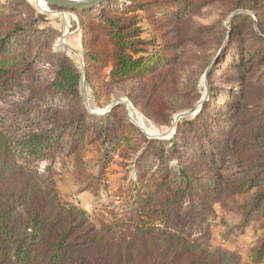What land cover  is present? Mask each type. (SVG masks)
<instances>
[{
  "label": "trees",
  "instance_id": "1",
  "mask_svg": "<svg viewBox=\"0 0 264 264\" xmlns=\"http://www.w3.org/2000/svg\"><path fill=\"white\" fill-rule=\"evenodd\" d=\"M5 1L9 9L0 10V264H242L234 255H211L205 248L213 224L209 209L224 191L249 194L243 221L263 222L250 255V264L259 263L264 258V82L251 77L264 66V45L235 49L229 38L221 62L237 72L228 80L244 91L234 95L228 89L222 106L205 103L203 109L211 105L217 115L203 110L179 123L172 140H150L133 135L137 130L125 122L121 107L104 116L89 114L80 92L81 67L65 50L52 52L47 45L59 32L36 25L46 20L26 0H0V7ZM214 3L228 6V26L221 29L226 35L248 29L254 37L256 29L264 33V0H109L81 13V57L93 97L96 89L131 84L130 103L160 123V116L167 117L161 91L167 95L168 88L182 108L194 110L200 96L195 87L180 89L174 73L184 56L187 24ZM139 12L155 33L148 41L141 37ZM231 48L237 51L230 57ZM45 52L52 78L33 85ZM84 138L102 148L105 161L121 149L136 169L134 188L119 194L121 216L100 228L82 210L61 203L48 177L54 158ZM43 161L47 175L32 169Z\"/></svg>",
  "mask_w": 264,
  "mask_h": 264
},
{
  "label": "rangeland",
  "instance_id": "2",
  "mask_svg": "<svg viewBox=\"0 0 264 264\" xmlns=\"http://www.w3.org/2000/svg\"><path fill=\"white\" fill-rule=\"evenodd\" d=\"M26 3L37 15L46 20L39 21L36 25L43 29L49 27L59 32L58 35H52L48 39L47 45L51 46L52 52L65 50L75 64L81 67L83 77L80 92L87 112L95 116H104L114 108L121 107L125 111V122L137 130L132 132L133 135L136 137L140 133V136L143 135L150 140H172L179 123L193 120L196 116H200L203 110L210 115L211 113L217 115L211 105L203 109L205 103L211 102L214 107L222 106V96L227 93L228 89H234V95H240L244 91L238 84L228 80L237 72L234 69H227L221 62V56L224 55L225 50H221V48L229 38L232 40L230 46L235 45V49H238L240 45L242 47L255 44L264 45L263 41L258 42L260 38L264 39V33L261 34L258 29H256L257 37L251 34L253 29L241 31L239 34L226 35L221 29L228 26L230 18L228 6L223 3L207 6L187 24L189 37L184 42V56L179 61L174 73V80L178 81L179 88L195 87V93L200 96L201 101L195 105L194 110L182 108L184 104L171 96L170 89L167 88L165 90L167 95L161 91V97L164 96L161 100L165 111L164 115L170 117V123L166 124L167 117L164 118V116H160V123H156L144 117L141 111L130 103L127 95L131 92V84L96 89L93 97V92L84 78L81 57L82 41L78 31L80 14L52 8H48V12H38L28 2ZM8 9L9 3L3 2L0 10L7 11ZM138 15L141 18V37L148 41L154 37L155 33L152 27L147 24L144 15L140 12ZM1 21L5 28L9 26L6 19ZM74 25L76 26L74 27ZM235 49L231 48L228 52L230 57L237 51ZM44 55L47 56L37 63V72L32 78L33 85L42 86L52 78L53 68L50 55L46 52ZM263 70L264 66L261 69V74L253 75L251 81L259 79L264 82ZM104 73L107 74L108 70H104ZM211 73L214 75L211 76ZM221 89L225 92L221 93ZM116 114H120V111H117ZM202 121V118H199L200 124L203 123ZM203 126L207 128L206 125ZM209 129L208 131H212L211 128ZM86 139L79 142V145L71 150L72 152L67 147L60 155H57L49 165L50 174L48 177L53 192L61 203L73 205L82 210L88 222L96 228H100L103 224H109L114 216H121L123 204L119 194L123 190L134 188L135 183L132 184V182H136V169L130 164L132 159L123 158L120 154L121 149L117 148L110 152L108 160L105 161L102 148L91 144ZM173 163L171 162V164ZM19 165H24L20 159ZM46 165L47 161L37 162L33 164L32 169L45 175ZM99 174L100 178H94ZM248 198L249 194H233L231 191H224L220 202L210 207L209 218L211 220L212 217L213 224L210 238L205 244L209 254L212 255L219 251L234 255L242 264L251 263V250L261 238L259 227L263 222L253 219L247 223L243 221L242 208ZM257 264H264V258Z\"/></svg>",
  "mask_w": 264,
  "mask_h": 264
},
{
  "label": "water",
  "instance_id": "3",
  "mask_svg": "<svg viewBox=\"0 0 264 264\" xmlns=\"http://www.w3.org/2000/svg\"><path fill=\"white\" fill-rule=\"evenodd\" d=\"M47 5V7L66 11L83 13L85 11L99 8L102 4L109 0H39ZM84 81V79H83Z\"/></svg>",
  "mask_w": 264,
  "mask_h": 264
},
{
  "label": "bare ground",
  "instance_id": "4",
  "mask_svg": "<svg viewBox=\"0 0 264 264\" xmlns=\"http://www.w3.org/2000/svg\"><path fill=\"white\" fill-rule=\"evenodd\" d=\"M26 1L38 12H40V11L45 12L49 8V7H47V5L45 3H43V2H41L39 0H26Z\"/></svg>",
  "mask_w": 264,
  "mask_h": 264
}]
</instances>
